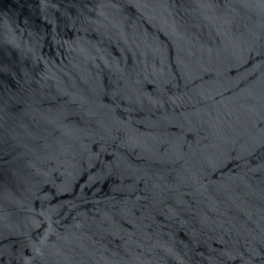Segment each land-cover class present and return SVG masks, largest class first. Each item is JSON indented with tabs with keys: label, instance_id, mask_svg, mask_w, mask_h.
Listing matches in <instances>:
<instances>
[{
	"label": "water",
	"instance_id": "obj_1",
	"mask_svg": "<svg viewBox=\"0 0 264 264\" xmlns=\"http://www.w3.org/2000/svg\"><path fill=\"white\" fill-rule=\"evenodd\" d=\"M0 264H264V0H0Z\"/></svg>",
	"mask_w": 264,
	"mask_h": 264
}]
</instances>
